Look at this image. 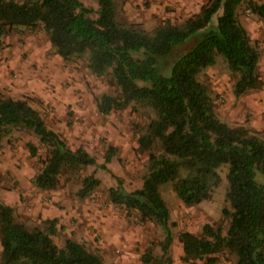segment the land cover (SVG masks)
Wrapping results in <instances>:
<instances>
[{
	"label": "trees",
	"instance_id": "obj_1",
	"mask_svg": "<svg viewBox=\"0 0 264 264\" xmlns=\"http://www.w3.org/2000/svg\"><path fill=\"white\" fill-rule=\"evenodd\" d=\"M243 0H207L200 10L181 24L166 21L146 31L135 23L116 21L115 0H97V17L81 0H0V40L13 28H42L54 52L63 60L86 55L87 66L96 75L108 74L118 87L116 94H102L97 110L107 114L132 105L150 112L138 147L147 152L148 170L139 188L109 189L110 201L126 211L137 212L139 222L151 221L162 229L158 242L161 254L146 250L144 263L169 264L173 241L170 211L160 187L170 185L183 204L206 200L220 182L218 168L229 165L222 214L227 227L204 223L201 232L178 233L184 263L227 251L236 264H264V183L255 173L264 174V137L247 125H231L217 117L209 88L198 74L222 55L235 74V97L261 89L258 73L259 51L239 21L237 9ZM249 10L264 19V0H247ZM216 17V18H215ZM215 21L213 22V20ZM198 35V36H197ZM198 41L186 52L168 62L178 45ZM168 69L167 75L161 72ZM32 132L46 147L34 185L54 188L63 170L78 172L96 165V158L84 147L70 148L27 99L0 96V141L15 129ZM31 156L37 147L27 143ZM109 146L104 153L105 170L115 155ZM93 174L82 178L77 190L86 197L99 185ZM46 229H29L18 221L14 209L0 201V264H105L102 256L82 243L67 238L57 245L52 234L56 219L45 220Z\"/></svg>",
	"mask_w": 264,
	"mask_h": 264
},
{
	"label": "rangeland",
	"instance_id": "obj_2",
	"mask_svg": "<svg viewBox=\"0 0 264 264\" xmlns=\"http://www.w3.org/2000/svg\"><path fill=\"white\" fill-rule=\"evenodd\" d=\"M81 1L92 9L89 15L96 18L97 0ZM206 1L115 0L116 21L122 25L135 23L146 31H152L166 21L183 23ZM246 1L243 0L238 7L237 16L259 51L257 70L264 89V19L254 15ZM197 41L198 38L195 40L193 37L178 45L176 52L168 57V62L191 49ZM86 55L63 60L54 52L47 33L40 27L28 29L18 26L1 38L0 96L27 99L38 110L47 127L57 132L70 148L84 147L96 158L97 164L88 165L78 172L63 170L54 188H38L33 178L42 166L46 147L32 132L15 128L0 141V201L4 203L6 200L5 203L13 207L16 219L29 229H46L48 224L45 220L55 218L56 230L52 239L59 246L71 238L99 253L104 263L117 264L115 257L122 253L118 247L125 248L121 241H126L130 242L132 252L139 256L138 261L131 264H153L144 263L141 256L147 249L152 256L161 254L158 245L163 237L161 227L151 221L139 222L136 211H126L114 205L109 197V189L119 184L117 178L126 191L142 185L148 161L147 152L139 149L137 138L145 128L150 112L128 105L107 114L100 113L96 107L97 99L102 94H116L118 87L110 75L92 73L87 66ZM161 72L167 75L169 70L162 69ZM234 75L228 70L222 55L217 56L214 65L198 74V79L209 88L217 117L225 122L227 120L219 116V111L227 93L233 94ZM232 105L236 119L244 112V118L259 117L264 121V107L257 111L238 98ZM254 130L264 137L263 126ZM28 142L37 147L35 156L30 155ZM109 146H113L116 153L105 170L99 164L104 162V153ZM228 168L227 163L218 168L219 184L212 188L206 200L195 205L183 204L170 185L160 187L170 211V221L174 223L169 249L172 262L169 264H207L209 257L197 259L194 263L182 262L183 251L177 236L183 230L198 234L204 223L220 224L226 229L228 219L223 216L222 208L228 206L225 201ZM90 174L100 183L90 195L80 197L77 190L82 178ZM255 180L264 183V174L256 171ZM117 228L127 231V235L118 240L119 244L115 243ZM213 264H236V259L223 251L216 255Z\"/></svg>",
	"mask_w": 264,
	"mask_h": 264
},
{
	"label": "crops",
	"instance_id": "obj_3",
	"mask_svg": "<svg viewBox=\"0 0 264 264\" xmlns=\"http://www.w3.org/2000/svg\"><path fill=\"white\" fill-rule=\"evenodd\" d=\"M3 53V51H2ZM5 55L4 53L1 54V56ZM221 89V87H220ZM238 98L240 99V101H245L247 102V104H251L253 106V108H255L257 111L259 108L264 107V89H256V90H252L251 93H243L242 95H240L239 97H235L234 94H229L227 93V97H226V101L224 104H222L220 106V113L219 116H221L222 118L226 119L227 123L231 124V125H238V124H243V125H247L250 128H255V129H260L262 128V126L264 127V121H261L259 119V117H253V118H244L245 114L244 112L242 113V115H240L239 117H237V119L235 118L236 116V111H234V108L232 107L233 103H234V99ZM248 100V101H247ZM260 110V109H259ZM218 116V115H217ZM242 116V117H241ZM4 203L7 202L6 200H3ZM7 204V203H6ZM48 212L52 211L51 209H47ZM85 212V211H83ZM56 213V212H54ZM99 214H102L103 212H97ZM119 226V224H117ZM116 233L118 234V236L115 238V243L119 244L118 240H122L120 239L121 236H126L127 235V231L124 230L123 228H117ZM124 246H126L125 248L122 247H118L116 245V247H118L119 249H122V253L117 255V257H115V262L117 264H131V262H136V260L138 261V255L133 253L131 250V246H130V242H126V241H121ZM122 244H120L121 246ZM106 264V263H105Z\"/></svg>",
	"mask_w": 264,
	"mask_h": 264
}]
</instances>
